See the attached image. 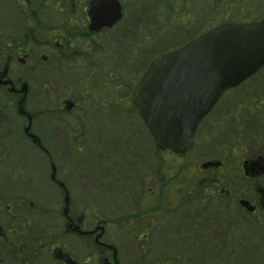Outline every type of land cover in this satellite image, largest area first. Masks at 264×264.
Returning <instances> with one entry per match:
<instances>
[{"label":"rangeland","instance_id":"obj_1","mask_svg":"<svg viewBox=\"0 0 264 264\" xmlns=\"http://www.w3.org/2000/svg\"><path fill=\"white\" fill-rule=\"evenodd\" d=\"M3 1V4L8 2V0ZM214 4L215 0H211L209 4L210 9L206 15L208 16V20H211V17L221 12L214 11V9H216ZM6 10H9L8 5ZM8 14L13 17L19 27L13 25L11 17L9 19L10 22L5 19L2 20L0 17V33L2 34L0 36V56H2V52L6 49V44L5 42L2 43V40L7 41V43L15 40V49L13 51L19 49L20 46L24 47L26 50L34 46L31 45L28 47L27 45L30 44L28 41L25 44L23 43L25 42L24 32L30 30L33 24L30 22V24L25 27L26 22L21 20V16H19L17 11L16 16L11 12L9 13V11ZM156 16L155 13L142 15L144 23L141 28L138 29L140 34L143 35L145 33L148 35L151 33L150 31L153 28L151 23ZM206 16L199 19V25L177 28V30L171 29L168 25L165 26L166 21L163 22L164 18L159 19L158 24L160 25V31L151 33L152 36H150L145 46L140 45L139 49H142L143 53L128 60L126 62L129 63L128 67L131 68V64L137 63L138 65L134 66L133 71H139L140 69L145 70L146 61L149 60L150 62L154 60V58L157 57L156 55L161 53V51H165L170 44L176 42L178 39L189 38V36L198 34L202 28L201 23L206 22ZM53 24H55V22H53ZM140 42L142 44V41ZM37 47H39V45ZM127 51H129V49H126L124 53H127ZM7 53H9V51L5 52V54ZM105 60L95 64L98 66L96 70L89 64L87 67L81 66L75 68L72 66L70 67L71 70L60 67L54 70L52 63L49 65L43 61L42 65H40L39 69L36 71L34 91L37 98H33L34 104L31 105L33 106V110L36 109L37 114L30 128V133H36L43 138L49 136L53 137L55 140H62L66 142V147L70 145L73 147L74 143L71 139L75 133L73 126H77L85 120H88L91 115L97 114V124L100 125L95 126V123L91 120L92 124L90 127L92 126L98 131H101L103 128L102 114H99L97 110L86 115V112L81 109L74 115V118H70L67 116L63 104L67 99L71 98V90L74 91V96L82 101L84 94L81 92L84 89H92V84L89 86L90 82L94 81L95 84L100 86V80L102 79V81H104V83H102L105 89L103 92V100L106 101L108 107L106 113L113 115L111 113H119V111H122L123 114L122 129L120 128L118 133L112 125L113 120L111 116L108 115L106 118L109 144L105 143L104 145L103 151L106 153L104 160L101 158L95 159L97 154L103 152L97 149L92 152L87 150L85 152L86 155L81 158L75 156V154H71L70 159H67L68 155L66 156L65 154L54 155L57 162L61 159V162L64 163V165L58 164V168H60V170L63 169V177L65 178L66 175L69 180L67 183L70 186L73 185L72 189L76 193V195L73 194L74 197L76 199L78 197L81 200H86L93 206L95 205L101 221H105L106 214L110 217H117V215L120 214V210H116L112 205H117V200L119 204L122 203L124 198L132 193L130 192L131 187L127 186L125 187L127 189H124L121 187L120 183L118 186H115V179L111 174V170L119 168L120 163H123L120 159V152L123 149L121 143L125 141V138L127 136L130 138L133 132L141 136L137 124H134V121H130L134 119V114L129 112L128 102H126L129 98L127 90L130 91L131 83L123 79L124 84L122 83V85L124 88L123 90L117 91V84L118 86L121 85L120 79L110 80V71L105 69ZM15 67L16 69L20 68L16 64L14 65V68ZM48 67L50 68L49 72L51 74L45 72V69ZM14 73L15 78L21 77V75L24 74L22 70H14ZM75 76H77V78ZM102 77L105 78L106 81ZM85 80L87 82L90 81L87 83L88 85L84 83L86 82ZM125 81H127V83ZM261 81H263V79L259 82ZM48 83H50L51 91H53L52 93L48 92L49 94L44 90V86ZM258 83H249L247 84L249 86L248 89H237L236 91L238 93H245L249 90L254 91ZM67 84H70L73 88L66 87ZM258 85H260L258 95L264 96V83L262 82ZM13 102H16V97L14 95L0 91V131L2 128L4 131L7 130V134L5 133L7 138L13 137L17 140L15 137H21L29 124L27 120L22 121V119L18 117V113L22 118L23 115H21L16 105L15 107L17 110L14 109ZM127 115L128 117H126ZM69 120L71 123L67 124ZM243 120L245 122L242 128L243 137L245 138V142L248 143L247 146L249 148L253 146V143H259V132L264 135V130H262L264 127V119L261 115L256 116L252 114L250 117V114H245ZM61 125L65 126L63 127ZM224 131L225 130H223V132ZM0 134L2 133L0 132ZM3 141L5 147L9 149L10 143H8L7 139H3L2 142ZM18 141L20 146L14 147V150L17 152L26 151L19 156L14 154L13 161L9 159V154L7 155L8 149H5V155H2L3 149L0 153V226L6 230L7 235H10L13 231H18L19 235L30 236V232L26 231L27 223L24 222L27 221L25 219L27 216H30V218L33 217V231H39V234L35 235L36 239H41L46 245L62 241L63 246L73 251V257L75 256L79 261H84L85 252L83 251V246L88 244V240L81 238V240L76 241V245H73V247L72 241L66 240L68 239V231L65 227L66 219L61 218V213L59 212L61 208L58 207L59 202L44 200L42 204L38 205L35 209L30 208L29 204L33 202L30 201L31 198L37 201V197H31V193L25 190L23 181H30L27 169L28 167H32V164L29 162H22L23 167H21L20 159L30 156V151L33 149L34 144L30 141L27 143L24 139ZM2 142H0V146H2ZM135 155L132 149H130V151L126 150V156L130 157L127 158V165L120 169L119 174L126 173L128 171L127 169L138 164L140 159L135 158ZM35 163L44 165L46 168L45 171H47V161L36 159ZM15 171H20L18 177L19 182L11 178ZM84 177L89 180H85ZM163 178L162 176L161 179ZM137 184L138 182L132 181V188H135V185L138 186ZM119 189L124 190V192H120L122 197L118 193H115ZM57 195L59 196L58 193H54V196H56L58 200L62 199V196L58 197ZM183 197L184 191H176L175 199L183 200ZM19 204H21V206ZM50 206H53V211L48 210ZM8 207H10L9 211L7 209ZM179 208L180 207L176 204H171L170 206L166 205V207L161 208V211L157 213L159 216H155L154 220L152 219V215L147 219V224L153 220L151 229L153 233L149 242L142 240L141 242L134 243L136 241L130 238V233L141 234L143 232L144 226L141 225L138 229L128 227V232L124 234L119 232L118 235H114L113 230L107 229L102 243L115 246L119 249V256L124 264H264V228L260 231H253L248 227H244V230L242 229L240 231L231 228L226 231V236H224L217 230V224L212 222V216H209L206 220L203 218V213L198 214L197 217L201 223L198 227L190 223L193 214L185 212L184 215L183 211H179ZM18 227L25 229V231H20ZM40 231L46 232L40 235ZM197 234L200 236L202 234L211 235L207 241H202V244L209 246L208 252H204L203 255L205 258L208 256L207 259L204 258L205 261L198 260L193 251L195 242L198 244V241L201 240L200 236L196 238ZM186 237V245L180 244L181 242H185ZM17 238L11 236L6 243L0 242V264H18V259L12 258V255L17 252V243L15 240ZM213 243L215 245H212ZM141 245L145 246V250L140 249L139 246ZM47 248L50 250V247ZM37 251L41 254H36ZM18 254L32 259V261L26 264L53 263L47 249L35 250L29 247L28 251H24L19 248ZM111 255L112 254L109 255V250L104 249V256H108L106 258L110 259ZM90 264H96V260H90Z\"/></svg>","mask_w":264,"mask_h":264},{"label":"flooded vegetation","instance_id":"obj_2","mask_svg":"<svg viewBox=\"0 0 264 264\" xmlns=\"http://www.w3.org/2000/svg\"><path fill=\"white\" fill-rule=\"evenodd\" d=\"M119 6L116 9L114 7L107 6L106 4L114 2ZM8 0L9 10L13 11L14 16H16V11L21 16V20L26 22L25 27H27L30 22L33 24L37 30L30 29L24 33V44L28 41L30 44L27 46L30 47L28 50L24 47L13 51L15 46L12 42L3 41L7 44L9 53L4 59V52H2V58L0 59V91L5 90L7 82L6 71L10 74V70L14 68V65L20 63L23 66V75L21 77L12 78L9 85H12V89H21L24 82L29 85V88L34 87V82L36 80V71L42 65L43 61L54 68H67L70 67H81L89 64L94 70L98 67L97 64L100 61L105 59V69L110 71V80H119L116 75H113L116 69H113L112 64H116V50L117 46L115 45V36H123L125 42H130L132 45V50L134 47H138V52H140V45L145 46L146 44V34L144 36L140 34L139 30L144 23L142 20L143 14H156L154 21L151 23L152 29L151 33L160 31V25L158 24L159 19L164 18L163 22L166 21L171 29L177 30V28L182 24L179 18V12L177 10L178 5L182 3L183 0ZM3 0H0V16L4 14L5 7L3 6ZM202 4V8H209L210 0L199 1ZM215 7L225 8L229 10V13H226V16L231 20L235 19L236 22L240 23H261L264 21V0H215ZM114 9V10H113ZM181 9V8H180ZM210 9V8H209ZM122 14L120 21L109 28H102L98 31L90 30L92 20H97L101 17L104 20L110 18L119 17V12ZM183 10V9H181ZM234 10L237 11L238 16L234 13ZM208 19V17H206ZM55 22V24H53ZM206 22L209 23L207 20ZM53 24V25H52ZM32 26V27H33ZM42 26L45 27L44 30ZM43 41V42H42ZM142 41V44L141 42ZM39 44V47H35L36 44ZM46 50V51H45ZM43 52V53H42ZM143 53V50L141 49ZM141 53V54H142ZM58 64V65H56ZM102 65V63H101ZM51 67V68H52ZM50 68H46L45 72H49ZM71 70V69H70ZM77 78V76H75ZM103 78V77H102ZM105 81L106 79L103 78ZM86 81V80H85ZM102 81V79L100 80ZM90 82V81H89ZM84 82V83H89ZM94 82V81H92ZM47 89L50 90V83L46 84ZM260 85L254 88V91H248L245 93L230 92L225 96V99L215 108V114L213 116L214 121L207 126L212 132H215L217 135H223L227 137L230 134H238L242 129L245 117V114H252L256 116L264 115V96L258 95V89ZM120 87H117L118 91ZM11 89V88H10ZM87 91V90H86ZM15 91L14 93H16ZM88 92V91H87ZM19 101H22L24 95H15ZM103 96V95H102ZM101 98L103 97L96 95H90L85 98L84 105L75 104V108L71 114L75 115L79 110L83 109L86 112V115L93 113L95 110L99 114H102L103 128L101 131H98L94 127H90L92 121L97 124L98 117L97 114L91 115L88 120L84 121V133L82 135L87 139V142L90 146L100 143H104V140H107L105 137V115L108 107ZM30 95L28 94L27 101H29ZM101 101V102H100ZM253 104H257L253 106ZM114 113V112H113ZM111 113V114H113ZM92 120V121H91ZM232 120V121H231ZM231 121L229 131L223 132L227 123ZM234 123H238V126H235ZM264 130V127L263 129ZM238 131V132H236ZM0 142L7 139V130L0 131ZM6 133V134H5ZM259 144H257L250 152L246 153L239 160L243 165V169H251V166H254L252 176L261 175L264 177V135L261 133L259 137ZM3 146H0V153L2 149H8L5 147L4 141L2 142ZM1 144V145H2ZM54 150V149H52ZM12 152L7 151V155L11 156ZM227 150L220 151L216 156L215 162L208 161L207 164L211 167L218 168L223 170L226 168L229 160H238L236 155L232 152L230 156H227ZM3 154V153H2ZM1 156V154H0ZM250 173V172H249ZM258 193L256 197L258 198V204L256 207L264 206V187H258ZM8 211L10 207L7 208ZM79 221H82L80 219ZM83 222V221H82ZM98 220L89 227L92 228V232H95L97 229ZM83 227V224H82ZM4 230V228H3ZM94 240V245L99 246L95 236H91ZM8 241V236L4 235L1 242ZM14 259V255H12ZM100 264L101 258H98Z\"/></svg>","mask_w":264,"mask_h":264},{"label":"water","instance_id":"obj_3","mask_svg":"<svg viewBox=\"0 0 264 264\" xmlns=\"http://www.w3.org/2000/svg\"><path fill=\"white\" fill-rule=\"evenodd\" d=\"M263 32L261 24L222 26L152 65L135 102L159 149L191 148L194 130L217 97L264 64Z\"/></svg>","mask_w":264,"mask_h":264},{"label":"bare ground","instance_id":"obj_4","mask_svg":"<svg viewBox=\"0 0 264 264\" xmlns=\"http://www.w3.org/2000/svg\"><path fill=\"white\" fill-rule=\"evenodd\" d=\"M216 9L214 10H217V7H215ZM211 133V136L213 138H219V136L215 133V132H210ZM50 146H52L50 143H49ZM63 146L61 145V148L62 149ZM65 155L67 156V159H70L71 157V154L70 152L68 151H65ZM30 164H32V167L33 169L36 171H41L44 169V165H41L40 163H35V160H31L29 161ZM32 189L34 191V194L35 196L37 197V199L40 201V203L42 204V202L44 200H51V201H56L54 196L52 195V188H51V185H49L46 181H44L43 179L39 178V177H36L33 181H32ZM241 187L246 189L248 192L250 191V189L247 187V185L245 183H242L241 184ZM120 192H123V190H118L116 191V193H118L120 196H121V193ZM119 199V197H118ZM118 201V200H117ZM58 207L62 208L61 207V204H58ZM50 211H53V206H50V208L48 209Z\"/></svg>","mask_w":264,"mask_h":264}]
</instances>
